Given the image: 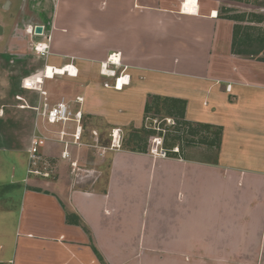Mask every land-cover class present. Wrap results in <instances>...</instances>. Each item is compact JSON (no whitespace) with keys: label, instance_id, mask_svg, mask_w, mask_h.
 <instances>
[{"label":"crops","instance_id":"0c3cea01","mask_svg":"<svg viewBox=\"0 0 264 264\" xmlns=\"http://www.w3.org/2000/svg\"><path fill=\"white\" fill-rule=\"evenodd\" d=\"M262 16L251 0H0V149L25 166L7 184L23 187L15 218L0 200V264H264V48L239 49L245 26L264 37ZM155 99L219 129L214 160L98 145L97 174H80L90 139L145 128ZM59 102L96 130L79 147L76 124L41 114ZM38 134L48 177L27 171Z\"/></svg>","mask_w":264,"mask_h":264},{"label":"rangeland","instance_id":"374dc122","mask_svg":"<svg viewBox=\"0 0 264 264\" xmlns=\"http://www.w3.org/2000/svg\"><path fill=\"white\" fill-rule=\"evenodd\" d=\"M258 2L259 4L264 5V0H251ZM240 15V14H239ZM247 19L254 20L257 19V17L250 13L249 16H247ZM264 20V16H262ZM246 29H244V44H240L241 47H239L240 50L246 51V52H255L258 49L264 48V37H261V31L262 28L259 26H245ZM246 40V42H245ZM71 117L75 118V114L78 111L71 110ZM81 113V111L79 110ZM45 118V117H44ZM75 123H74V122ZM86 120L83 117L80 116L79 120L71 119L65 126L67 129L70 131L74 130V126L80 127V135H81V128L85 129V131H89L92 133L93 131L96 133L95 129H91L93 127L89 126L86 124ZM146 123V127L141 129L138 135L142 138L139 139L138 145L139 147H143V145L146 146V148L150 150L152 149H157L158 151L160 149L166 150L167 155H174V154H184V156H190L191 158L195 159H201V160H214L215 158V152L214 148H212V145H209V141H213V145L218 144V129H211L208 130L207 128H197L196 133H193L195 131V127L193 125H188L183 123V119L179 116L178 113V105L175 102H169L164 99H155L150 102L149 109L146 112V117L144 120ZM67 122V121H66ZM84 124V125H83ZM53 126L59 128L61 127V123L57 122L56 124H53ZM82 126V127H81ZM102 128V127H101ZM106 133L108 134L109 132L111 133V130L108 129L107 127L103 128ZM59 133V132H58ZM75 131L73 132V134ZM88 133V132H86ZM109 133V137H110ZM135 133L136 131L133 130V128H126L123 131H120V136H121V147L125 146L128 148H135ZM83 134V132H82ZM44 134H38L32 137V139L39 138ZM48 141L50 137L49 135H46ZM80 137V136H79ZM106 137V136H105ZM108 136L106 137L107 139H102L98 138L97 141H94L92 139H88L89 143L86 145L88 150H84V153L81 156V159H83L82 162H80L82 166V171L80 174L86 175L89 174V177L86 179H92L93 175H96L95 170L98 166L96 163L97 161L95 160L96 154L97 153V146H103V147H108L110 146V138ZM81 138V137H80ZM160 139V142L158 143L156 140ZM32 141V140H31ZM45 141V143H46ZM73 141L76 143L74 144L75 146H80L81 141L74 140ZM44 143V144H45ZM31 144V142H30ZM43 144V145H44ZM42 145V146H43ZM41 146V147H42ZM40 147V159L33 164L32 167L39 169L40 171H45L47 168L50 167L51 163L47 160L46 162L44 161L45 156L41 152ZM63 146H60L59 149H57V153L59 154ZM12 155L8 153L7 150L5 149H0V198L5 196V195H10V199L8 202L9 209L13 210L15 212V216H17L19 212V205H20V196L23 190L22 184H18L16 186L10 185L8 187V183H13L15 180L18 178H21V176H24L25 174V166L21 165L20 162L18 163L17 160H15ZM108 156H105V159L103 163H100V171H101V178L100 179H105L107 176V169L109 167V158ZM68 164V163H66ZM67 168V165H65ZM96 167V168H95ZM28 168H29V158H28ZM76 168V167H75ZM95 168V169H94ZM68 169V168H67ZM76 172V171H75ZM37 176V174L35 175ZM40 176V175H38ZM4 202V199H0ZM1 213V211H0ZM1 219V218H0ZM13 219V218H12ZM1 223V220H0ZM13 226L15 229V220L12 222L10 221L8 224V220L4 222V229L5 231L8 230L11 232V237L8 238L7 240L11 241L14 234L13 231L14 229L11 227ZM3 249H6L7 242L4 241L2 242Z\"/></svg>","mask_w":264,"mask_h":264},{"label":"built area","instance_id":"2783aa9c","mask_svg":"<svg viewBox=\"0 0 264 264\" xmlns=\"http://www.w3.org/2000/svg\"><path fill=\"white\" fill-rule=\"evenodd\" d=\"M186 1V0H185ZM190 1V0H188ZM197 0H194V3H196ZM47 45L46 44H40V43H37L35 46H34V50L40 54H47L48 53V49H47ZM109 60L111 63H115V62H119V58H112V55L109 57ZM68 67H73V66H70V65H65L63 67V69L65 68H68ZM50 68V70L53 72L51 73V76H53L57 71L58 69L50 66V67H46L45 70L46 72L48 71V69ZM108 74H109V70L106 71ZM67 73H69V71L67 70ZM111 75H114V71L112 70V73H110ZM127 75H124L123 77L119 76L117 78V82L123 78L126 77ZM121 83H125L127 81H123ZM27 83L30 84L29 81H27L25 79L24 81V84L25 86H29L27 85ZM117 87H119L118 85H116ZM116 87V88H117ZM41 114L42 116L45 117V119L49 122V123H57V122H66V121H69L71 119H75V120H79L80 116H81V113L78 111L76 112L75 114V118H72L70 115H71V111L69 110L68 106L63 103V102H59L55 105H53L52 107L48 108L46 104L43 105V109L41 111ZM64 131H60L59 132V136H58V139H61V137L64 135ZM74 140H77L80 136V127H76L75 128V133L72 134ZM110 137H111V145L110 147L111 148H119L121 146V136H120V131L118 129H112L111 133H110ZM46 136H40L39 138H33L32 141H31V144L28 148V158H29V168H28V173H34V174H38V175H41V176H44V177H48L49 176V172L48 171H40L39 169H36L33 166V164H35V162L37 160L40 159L41 155H40V147L45 143L46 141ZM158 143L160 142V139H157L156 140ZM63 153V156H68L67 153L65 151L62 152ZM150 153L156 157H166L168 156L167 155V152L166 150H163V149H160L159 151L156 149H152L150 150Z\"/></svg>","mask_w":264,"mask_h":264},{"label":"trees","instance_id":"16d2710c","mask_svg":"<svg viewBox=\"0 0 264 264\" xmlns=\"http://www.w3.org/2000/svg\"><path fill=\"white\" fill-rule=\"evenodd\" d=\"M164 100H167V101H173V102H176L177 100H173V99H164ZM148 110V108L146 109V111ZM180 114L182 115L183 114V104L181 105V110H180ZM200 127H203V128H210V126L209 125H200ZM136 131V133H135V138L133 139L134 140V142H135V148H133V150H139V151H142V152H145V151H147V149L146 148H144V146L143 147H139V145H138V141H139V139L140 138H142V137H140L138 134L140 133V132H142V131H140V130H135ZM193 133H196V131H193ZM218 135L220 134V131H219V129H218V133H217ZM209 144H213V142H209ZM174 155H176V154H174ZM174 155H170V156H174Z\"/></svg>","mask_w":264,"mask_h":264},{"label":"bare ground","instance_id":"6f19581e","mask_svg":"<svg viewBox=\"0 0 264 264\" xmlns=\"http://www.w3.org/2000/svg\"><path fill=\"white\" fill-rule=\"evenodd\" d=\"M188 0H186L185 2H187ZM192 3H194V0H190ZM189 7V6H188ZM189 9V8H188ZM115 57V56H114ZM113 57V58H114ZM50 69V68H49ZM58 71H62V73H63V71H65V70H63V69H58ZM49 72H50V70H49ZM47 73V72H46ZM51 73H53L52 71H51ZM57 73V72H56ZM51 76V75H50ZM34 82H38V81H41V79H40V77H36L34 80H33ZM27 85H30L29 83H27Z\"/></svg>","mask_w":264,"mask_h":264},{"label":"water","instance_id":"95a60500","mask_svg":"<svg viewBox=\"0 0 264 264\" xmlns=\"http://www.w3.org/2000/svg\"><path fill=\"white\" fill-rule=\"evenodd\" d=\"M41 27L40 26H37L36 28H35V32L36 33H40L41 32ZM0 34H1V26H0Z\"/></svg>","mask_w":264,"mask_h":264}]
</instances>
